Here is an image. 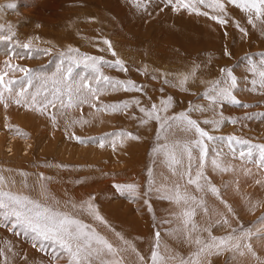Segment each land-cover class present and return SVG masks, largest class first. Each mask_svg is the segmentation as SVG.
<instances>
[{
	"label": "rangeland",
	"instance_id": "obj_1",
	"mask_svg": "<svg viewBox=\"0 0 264 264\" xmlns=\"http://www.w3.org/2000/svg\"><path fill=\"white\" fill-rule=\"evenodd\" d=\"M221 2L223 13L198 4L204 15L177 7L176 0L171 4L168 0H0V73L20 81L16 89L24 87L33 93L41 81L34 80L29 89L24 73L8 65L47 77L45 91L50 92L52 78L59 79L57 69L67 68L70 58L84 56L102 58L101 71L111 80L136 85V90L109 89L79 107L62 109L57 102L43 114L13 103L5 93L8 106L0 103V138L5 141L0 145L4 181L0 188L39 199L44 186L49 197L44 203L54 198L59 210L94 228L118 249L116 258H122L123 264H153L156 233L163 258L157 264H264V85L252 73L254 65L264 64V15L245 11L230 0ZM213 15L227 23H217ZM105 40L111 42V50ZM116 60L126 70L116 66ZM222 70H230L236 78L235 100L212 105L206 93L214 82L226 78ZM185 76L188 80L181 84ZM73 77L77 83L84 77L90 87H103L83 63L73 68ZM169 98L167 111L160 115L186 114L195 120L213 137L205 140L206 155L195 143L197 134L179 127L162 131L159 121L140 111L153 104L159 107ZM124 103L127 109L104 110ZM26 112L34 117L25 116L27 123L2 124ZM73 120L87 123L72 124ZM120 133L138 139L122 138ZM10 135L20 137L14 154L3 149ZM25 139L31 140L29 150L22 144ZM189 141L193 179L202 172L199 183L204 186L203 192L195 185L187 186L204 201L202 207L194 206V232L184 223L182 205L169 200L165 190L179 178L168 166L165 146ZM188 164L185 155L179 172ZM186 180L187 176L180 180L181 185ZM117 185H136L139 192L133 196ZM211 186L218 189L217 194L210 191ZM89 200L106 224L80 208ZM247 230L252 235L241 241L240 250H221L197 261L196 238L207 242ZM104 259L113 257L109 254ZM0 264H70V257L56 242L16 225L0 212Z\"/></svg>",
	"mask_w": 264,
	"mask_h": 264
},
{
	"label": "snow or ice",
	"instance_id": "obj_2",
	"mask_svg": "<svg viewBox=\"0 0 264 264\" xmlns=\"http://www.w3.org/2000/svg\"><path fill=\"white\" fill-rule=\"evenodd\" d=\"M171 4L173 0H168ZM230 2L245 11H253L257 14L264 15V0H242L238 3L237 0H230ZM177 7L183 6L190 11H195L197 14L201 13L197 5H204L215 11L221 13L225 12V5L221 0H176ZM211 19L215 20L217 23L224 25L227 20L213 15ZM251 23V21H249ZM108 45L109 49H112L111 42L108 40L104 41ZM25 49L31 51L30 45H23ZM39 51V50H38ZM74 51V50H70ZM47 54V50H46ZM63 55V54H62ZM112 55L115 56L116 53L113 50ZM71 62L65 69L58 68L57 73L59 79L53 77L51 83L53 87L50 92L45 91L49 80L47 77H36L34 76L32 70L25 69L19 66L8 65L9 68L13 70H18L24 73L25 79L27 80L28 88L33 87L34 80L39 79L41 81L39 87L35 89V92L28 93L24 87L16 89L14 86L19 84L20 81L13 79H6L8 75L7 72L0 73V103H4L7 107V101L5 98V93L8 94L7 99H11L13 103L17 105L29 108V110H36L41 114L45 113L49 107H56L57 102L60 103L61 108L65 106L67 108L79 107L83 104L90 103L89 97L92 99H98L99 95L109 89H116L117 87H123L124 90H136V85L129 81L125 84L122 81H113L108 76L103 75L100 65L104 63L102 58H97L94 56H84L80 59L70 58ZM63 59L61 64H63ZM83 63L85 68H88L94 74V79L97 85L103 83V87L92 88L88 84H85L84 77H80V82L77 83L73 77V68L79 67ZM115 65L121 70H126L124 64L121 60H116ZM226 74V78L223 81L214 82L209 92L206 93L207 98L212 105H216L218 102L225 99L235 100L232 89L236 86V78L231 73L230 70H222ZM253 75H258L262 85H264V64H261L259 68L255 65L252 69ZM188 77L185 76L181 81V84L186 83ZM86 90V93L85 91ZM170 98L168 101H162L161 105L158 107L153 104L150 109L141 108L140 111L145 114L148 119H154L160 122V127L162 131H170L173 127H179L184 132H194L197 134L198 138H195V143L201 147V152L206 155L205 140H212L213 137L199 126V124L191 119L186 114H180L179 116L167 117L161 116V111H167L168 105L170 104ZM139 103V101H137ZM95 107L94 104L91 105ZM129 105L124 103L123 105H111L105 106L104 110L117 111L120 109H127ZM100 111V109H97ZM203 111V109H199ZM60 114H63L61 111ZM53 122L56 121V115L51 116ZM76 123H87L85 120H73L72 124ZM69 127L71 125H68ZM122 138L127 137L130 139H138V137L133 136L131 133H120ZM80 143H84L83 140L76 138ZM235 143H247V141L234 140ZM191 142L174 144L171 147L165 146L167 149L165 155L167 157V163L172 170L173 175L179 178L173 182L171 188L165 189L169 195L168 199L174 201L177 204L182 205L181 216L184 220L185 225H190V231H196V225L193 222L195 215L194 206H203L204 201L202 198L197 199L195 195L188 191V185H195L196 189L200 192L204 191V186H202L199 181L203 175L202 172L198 171L193 179V174L191 171V160L193 159L192 151L189 146ZM101 147L103 143L101 142ZM159 151V149H157ZM185 155L189 161L188 166L184 169L183 173L179 172V166L183 163ZM215 163V162H214ZM219 167V165H217ZM226 170V169H225ZM187 176L186 184L181 185L180 180ZM149 184L150 186L155 184V181L151 178L152 172L149 171ZM41 179H44L41 177ZM4 183L3 177H0V185ZM118 190L121 192L127 191L133 196L137 195L139 192L138 186L136 185H117ZM160 191V189H157ZM210 191L213 194L218 193V189L214 186L210 187ZM40 198H32L28 195L20 193H12L11 191H4L0 188V212H2L5 218H13L15 224L18 226H23L30 230L32 233L45 240H52L60 245L70 257V264H94L96 260L100 261V264H123L122 258H116L118 256V249L113 246L104 236L96 232V230L90 227L88 224L84 223L80 219L76 218L69 212L59 210V201L52 198V203H44V200H48L47 189L41 186L39 193ZM94 199V198H92ZM76 208V205H72ZM82 210H86L90 215L94 217L95 220L102 224L107 222L99 214L98 209L91 203V200L86 201L80 206ZM207 211V209H204ZM227 223V220L224 221ZM252 235L251 230L244 231L240 235H228L224 238L217 240L215 237H211L209 241L204 242L199 238H196L195 242L200 245L196 255L197 261L201 256L216 254L221 250H240L241 241L250 238ZM191 238V237H189ZM121 239H123L121 237ZM128 247L131 248V244L125 241ZM243 247L247 248L249 251L252 250L250 244H244ZM156 248L157 251L152 255L153 264H157V261L163 258L159 255V233H156ZM135 251V249H132ZM119 251H126V249H120ZM111 254L113 259L105 260L106 255ZM243 255V252H240ZM143 260V257H140ZM180 264H192V261H181Z\"/></svg>",
	"mask_w": 264,
	"mask_h": 264
},
{
	"label": "bare ground",
	"instance_id": "obj_3",
	"mask_svg": "<svg viewBox=\"0 0 264 264\" xmlns=\"http://www.w3.org/2000/svg\"><path fill=\"white\" fill-rule=\"evenodd\" d=\"M48 9V8H47ZM1 20V19H0ZM4 21V20H3ZM43 24V23H42ZM41 24V25H42ZM28 28V27H27ZM30 29V28H29ZM38 31V30H37ZM46 31H43V33H45ZM38 33V32H37ZM35 114V113H34ZM25 116H28V119H30L31 118V115L28 113V112H26V114L24 115V116H16L15 118H13L14 120L13 121H5V122H3L2 124L3 125H5V124H7L9 127H11V125H13L12 123H20V124H24V123H27V121H26V118H25ZM32 118H34L33 116H32ZM31 118V119H32ZM11 124V125H10ZM26 126V125H25ZM3 127V126H2ZM1 127V128H2ZM7 127V126H6ZM29 128V127H28ZM27 128V129H28ZM8 136H9V134H8ZM20 141V137H17V136H15V135H10V137H9V140H8V143H6L5 145H3V146H5L3 149H7V150H10L11 152H12V154H14V150H15V145L16 144H18V143H20V142H17V141ZM3 141L4 140H2V138H0V145L3 143ZM31 141V140H30ZM30 141L28 142V140H24V141H22L23 143L22 144H24L23 146L25 147V149H27V150H29L30 148H31V146H30ZM5 142V141H4ZM61 144V143H60ZM64 145V144H63ZM2 146V145H1ZM0 146V147H1ZM64 149V148H63ZM1 152V151H0ZM247 182V181H246ZM264 197V196H263ZM245 198V197H244ZM115 209V208H114ZM259 209V208H258ZM251 213V212H250Z\"/></svg>",
	"mask_w": 264,
	"mask_h": 264
}]
</instances>
